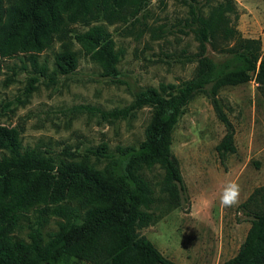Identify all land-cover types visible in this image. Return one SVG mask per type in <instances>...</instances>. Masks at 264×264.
Instances as JSON below:
<instances>
[{"label": "rangeland", "instance_id": "rangeland-1", "mask_svg": "<svg viewBox=\"0 0 264 264\" xmlns=\"http://www.w3.org/2000/svg\"><path fill=\"white\" fill-rule=\"evenodd\" d=\"M124 0L101 10L98 19L61 26L41 52L36 64L47 74L56 60L71 51L76 67L68 74L60 70L55 80L44 77L28 60V53L2 58L0 105L4 111L0 124L14 127L24 148L47 150L56 160L82 164L101 171L112 163L109 157L119 146H138L153 116L150 106H142L128 118L109 113L129 106L134 95L148 86L158 89L177 86L192 79L199 46L191 31L190 4L208 14L212 5L225 0ZM238 19L233 22L244 37L260 39L264 51V0H232ZM7 6L6 0H3ZM101 27L116 51L118 79L106 76L87 47L76 41L78 33ZM209 54L223 60L222 54ZM38 77L34 89L26 91L30 78ZM256 83L250 81L225 87L218 93L222 109L235 129L237 153L222 163L216 146L225 128L210 100L197 96L185 107L173 130L172 151L179 160L188 201L169 209L160 192L164 179L158 167L143 170L154 188L153 209L167 211L160 221L139 230L161 254L178 264H225L238 254L252 217L242 208L254 190L264 186V99ZM105 148L104 156L97 150ZM6 151L0 150V157ZM235 182L240 188L239 203L221 206L224 186ZM207 201V205H205ZM254 209V204L252 205ZM32 206L15 230L14 236L29 240V225L39 219L43 239L57 230L62 218L52 206ZM40 209L44 212H40ZM62 264H89L68 260Z\"/></svg>", "mask_w": 264, "mask_h": 264}, {"label": "trees", "instance_id": "trees-1", "mask_svg": "<svg viewBox=\"0 0 264 264\" xmlns=\"http://www.w3.org/2000/svg\"><path fill=\"white\" fill-rule=\"evenodd\" d=\"M145 0H138L142 4ZM209 4L212 0H203ZM0 0V70L2 58L28 53L36 71L55 80L60 70L68 74L76 67L71 51L56 60L47 74L36 64L35 55L48 46L61 26L98 19V12L124 0ZM191 31L198 42L197 67L192 79L177 86H148L134 95L133 102L109 114L128 118L142 106H150L153 116L145 138L138 146H119L110 155L112 163L97 171L82 164L56 160L49 151L24 148L14 127L0 124V264H62L74 259L89 264H178L164 257L139 230L163 219L167 211L153 209L154 188L143 174L158 166L164 174L160 192L169 209L188 201L187 186L179 160L172 151L173 130L185 107L197 96H206L225 133L216 146L223 163L237 153L235 129L222 109L218 93L250 81L264 99V51L260 39L244 37L233 22L238 19L232 0L217 2L208 14L190 4ZM87 47L92 60L106 76L118 79L116 51L101 27H91L75 36ZM222 54L217 60L209 54ZM37 76L30 78L26 91L34 89ZM4 108L0 105V116ZM105 148L97 150L104 156ZM42 203L59 215L57 230L43 239L41 221L29 225V240L14 232L28 210ZM254 204V209L252 206ZM252 217L238 254L225 264H264V186L241 204ZM40 212L44 210L40 209Z\"/></svg>", "mask_w": 264, "mask_h": 264}, {"label": "clouds", "instance_id": "clouds-1", "mask_svg": "<svg viewBox=\"0 0 264 264\" xmlns=\"http://www.w3.org/2000/svg\"><path fill=\"white\" fill-rule=\"evenodd\" d=\"M240 188L235 182H229L224 186L220 204L225 208L234 207L239 203ZM207 205V201L204 202Z\"/></svg>", "mask_w": 264, "mask_h": 264}]
</instances>
